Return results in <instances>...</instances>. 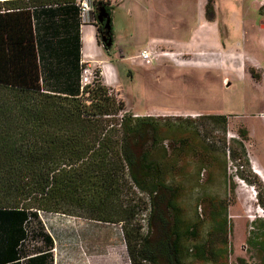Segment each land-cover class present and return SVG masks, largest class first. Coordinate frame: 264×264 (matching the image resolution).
Instances as JSON below:
<instances>
[{
  "label": "trees",
  "instance_id": "obj_1",
  "mask_svg": "<svg viewBox=\"0 0 264 264\" xmlns=\"http://www.w3.org/2000/svg\"><path fill=\"white\" fill-rule=\"evenodd\" d=\"M7 3L14 4L0 7ZM100 5L111 12L105 1L94 2ZM19 15L0 14V264H53L55 245L41 214L120 224L131 264H231L227 201L202 198L204 219L192 223L178 205L188 165L202 169L213 149L198 121L225 131L227 117L135 115L101 79L76 97L44 92L31 17L25 13L19 32ZM102 29L98 24L100 37ZM252 183L264 210V184ZM145 210L144 235L137 215ZM33 224L45 247L28 252ZM254 225L246 245L255 264H264V220ZM235 264L249 263L237 258Z\"/></svg>",
  "mask_w": 264,
  "mask_h": 264
},
{
  "label": "rangeland",
  "instance_id": "obj_2",
  "mask_svg": "<svg viewBox=\"0 0 264 264\" xmlns=\"http://www.w3.org/2000/svg\"><path fill=\"white\" fill-rule=\"evenodd\" d=\"M118 2L110 0L108 7L115 9L111 18L117 49L122 47L127 57L143 49L152 51L150 42L153 39L189 40L193 25L185 23L188 19L179 13L189 10H194L197 15L204 13L205 18L200 15L191 20L194 26L218 22L225 41L233 26L232 14L243 16L244 25L235 21V27L246 36L241 35L235 45L245 70L241 71V76H230V80L226 71H222L221 78L208 74L204 80L199 79L196 73L200 69V60H192L179 51H176L178 56L174 62L156 57L150 63L143 62L139 52L136 57L140 59L130 61V66L118 60L115 45L112 49L116 51L111 56L118 60L114 66L122 81L117 84L120 88L117 97L124 102L128 112L139 116H182L195 120L206 115L227 117L225 131L212 121H198L213 149L201 164L202 169L193 162L188 165L182 176L187 189L179 196L178 205L182 208L183 219L192 223L197 218L204 219L202 198L227 201L232 223L230 263L245 258L249 264H255L251 257L255 252L246 241L252 227L257 228L254 223L264 220V210L258 202L259 189L252 183L258 179L264 184L254 171L257 168L264 174V0ZM153 56L157 54L153 53ZM254 61L259 62L256 68L251 67ZM94 68L99 72L101 67ZM186 70L191 71L186 73ZM195 180H198L196 189L191 188ZM148 215V210L137 215L144 235ZM40 220L54 241L53 264H131L120 224L51 214H41ZM200 227L204 237L208 223L202 221ZM33 228L25 244L28 252L45 247L37 225L33 224ZM190 264L209 263L194 261Z\"/></svg>",
  "mask_w": 264,
  "mask_h": 264
},
{
  "label": "crops",
  "instance_id": "obj_3",
  "mask_svg": "<svg viewBox=\"0 0 264 264\" xmlns=\"http://www.w3.org/2000/svg\"><path fill=\"white\" fill-rule=\"evenodd\" d=\"M11 1H13V5L7 3L0 7V14H20L17 22L19 32L22 31V28L24 30L26 28V23L23 24L25 13L30 14L31 30L36 44L40 84L44 92L66 97L81 95L80 72L83 66L82 62H86L91 66L103 68L104 77L100 78L101 82L112 92H116L115 95L117 96L120 91L117 84L122 83V81L114 63L118 60L124 64H128L130 61L136 62L135 59L139 58L136 56L140 51L127 57L122 47L117 49L112 27V46L115 45L117 49L118 60L111 56L116 49L113 50L111 46L107 50L101 42L94 2V9L81 17L78 0H60V4L42 6L35 4L34 1L36 0H0V3ZM88 1L92 3V0ZM103 1L108 5L110 0ZM164 1L171 2V0H161V2ZM120 2L122 0H119L118 4ZM114 10L112 9L110 14H113ZM179 15L188 19L185 23L188 22L193 25L190 39L187 41H176L170 38L151 40L152 51L149 50L152 56L153 53L157 54V56H153L152 60L157 57V60L165 59L174 62L178 56L176 51H179L181 54L190 56L192 60H200V69L197 70L196 75L201 80H204L208 74H215L221 78L222 71H226L228 80H230V76L233 77L235 74L241 76V71L245 70V65L241 61V53L236 52L238 50L235 44L241 35L243 37L246 35L242 34L241 29L235 27V24L239 23L243 26V16L236 13L232 14L233 26L230 27V37L225 41V38H222L218 22L216 25L215 22H210L207 26L201 25L198 28L194 26V22L191 20L197 19L200 15L205 18L204 13L201 12L200 15H197L194 10H189L179 13ZM128 66L130 65L128 64ZM257 66H259V62L254 61L251 64V67L256 68ZM189 71L191 70L185 72Z\"/></svg>",
  "mask_w": 264,
  "mask_h": 264
},
{
  "label": "built area",
  "instance_id": "obj_4",
  "mask_svg": "<svg viewBox=\"0 0 264 264\" xmlns=\"http://www.w3.org/2000/svg\"><path fill=\"white\" fill-rule=\"evenodd\" d=\"M93 2H95V0H92V3L88 0H78L81 17H83L86 12L94 9ZM139 57L146 63H150L153 58L152 53L149 50L141 51ZM82 65L80 74V84L82 89L94 86L98 79L104 77L103 68H100L99 72H96L94 66H91L86 62H82Z\"/></svg>",
  "mask_w": 264,
  "mask_h": 264
},
{
  "label": "water",
  "instance_id": "obj_5",
  "mask_svg": "<svg viewBox=\"0 0 264 264\" xmlns=\"http://www.w3.org/2000/svg\"><path fill=\"white\" fill-rule=\"evenodd\" d=\"M95 12L97 15V22L100 25H104V30L100 38L101 42L103 43L104 47L109 50L113 44L111 14L103 5L97 6L95 8Z\"/></svg>",
  "mask_w": 264,
  "mask_h": 264
},
{
  "label": "bare ground",
  "instance_id": "obj_6",
  "mask_svg": "<svg viewBox=\"0 0 264 264\" xmlns=\"http://www.w3.org/2000/svg\"><path fill=\"white\" fill-rule=\"evenodd\" d=\"M258 170H257V168L254 169V171L259 175V177L264 181V174L261 171H258Z\"/></svg>",
  "mask_w": 264,
  "mask_h": 264
},
{
  "label": "flooded vegetation",
  "instance_id": "obj_7",
  "mask_svg": "<svg viewBox=\"0 0 264 264\" xmlns=\"http://www.w3.org/2000/svg\"><path fill=\"white\" fill-rule=\"evenodd\" d=\"M109 12H110V11H109ZM101 26H102V28L104 27V25H101ZM103 30H104V29H102V33H103Z\"/></svg>",
  "mask_w": 264,
  "mask_h": 264
}]
</instances>
